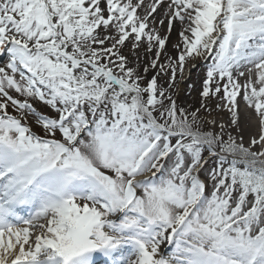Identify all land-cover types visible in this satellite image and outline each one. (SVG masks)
<instances>
[{
    "label": "snow or ice",
    "instance_id": "snow-or-ice-1",
    "mask_svg": "<svg viewBox=\"0 0 264 264\" xmlns=\"http://www.w3.org/2000/svg\"><path fill=\"white\" fill-rule=\"evenodd\" d=\"M4 54L0 264H264V0H0ZM199 58L201 107L218 97L228 124L177 106ZM238 96L259 122L247 146L226 131Z\"/></svg>",
    "mask_w": 264,
    "mask_h": 264
},
{
    "label": "rangeland",
    "instance_id": "rangeland-1",
    "mask_svg": "<svg viewBox=\"0 0 264 264\" xmlns=\"http://www.w3.org/2000/svg\"><path fill=\"white\" fill-rule=\"evenodd\" d=\"M139 54H140L139 64H140V65L143 64L144 67L147 66V64L149 63L150 58L153 59L152 54L147 53V52H145V51H143L142 53H139ZM203 59H204V58H203ZM132 60H133V63H130L129 66H133V67L137 66V65L135 64V62L137 61V56H136L135 58H132ZM7 62H8V61H5V60H4V62H1V61H0V66H4ZM204 62H206V65L203 64V65L201 66L202 68L205 69L204 72H202V74L199 75L200 71L196 72V69L194 70L193 77H194V76L196 77L195 81H191V80H192V79H191V80H189V81H185L184 83L180 84L181 81H182V79L179 80V78L181 77V76H179V78L176 80V84L178 83V80H179L178 86L181 85V86L183 87V90H184V91H183V93L180 92L179 96H175V95H173V96H174V99H176V101H177V106H178V108H184V109H186V110H188V111H193V110H196V109L199 108V109H201V111H200V115H201L204 119H206V120H215V119H213V118L215 117V118H219L218 120H219L220 122L224 123V121H222V120L220 119V116L218 115L219 112L217 111L218 108L216 107L217 104H218V103L216 102V101H217V98L215 99V97H210V98L207 100V102H206L208 108L211 109V112H210V113L207 112V111H205V110L201 107L202 99H201L200 93H201V90H202V87H203V81H204V79L206 78L207 67H208V65L211 63V61H210V60H209V61H206V60L204 59ZM140 72H141V74H143V71H140ZM156 72H157V71H152V70H151V71H150V74H147V78L150 79L153 75H156ZM193 77H192V78H193ZM160 78H161V77H158V83H159L160 85H162V84H161V81H160ZM162 79H163L164 81L168 82V81L170 80V73H169V75H167V76H163ZM201 80H202V82L200 83ZM190 83H191V84H190ZM221 94H222V93H221ZM191 96L196 97L198 103H195V102H193V101H190V97H191ZM21 99H22V98H21ZM34 106H36L37 109H38V111H40V112H42V113L47 112V113H49V114H53V115H54V113H51V110H50V109H47L46 106H44V105H42V104H39V102H34ZM213 110H214V111H213ZM10 111H11V109H10ZM29 123H31V124L33 125V130H34V131H38V128H37V126L35 125V122H34V121L30 120ZM38 134L43 135L42 132H39ZM211 166H212V165H211V163H210L207 167H211Z\"/></svg>",
    "mask_w": 264,
    "mask_h": 264
},
{
    "label": "bare ground",
    "instance_id": "bare-ground-1",
    "mask_svg": "<svg viewBox=\"0 0 264 264\" xmlns=\"http://www.w3.org/2000/svg\"><path fill=\"white\" fill-rule=\"evenodd\" d=\"M155 15L157 17V21L159 19L164 18V9L163 8L158 9V11H157V13ZM152 26L158 28L159 31H160V34L162 36L163 35H168V32H167V20H165V24L163 26L159 25L158 23L155 24V25H152ZM178 32H179V24L178 23H174V25H173V31L170 34L169 41H168V43L166 45V48L169 49V52H168L167 55H171L174 52V49H172V45H174V44H176V43L179 42ZM143 51H145L143 48H141V49L138 50L139 53H142ZM124 52H125V55H128L129 56L130 63H133L132 58H135L136 55H134L127 48L124 50ZM167 55H165V54H162L161 55V57H160V62L161 63H167ZM150 61H151V58L149 60V63L147 64V66L150 65ZM135 64H136V62H135ZM191 67H192V62L185 65L184 76H187L188 75V72H189V70H190ZM143 68H144V65L143 64H141V65L139 64V71H143ZM197 69H199V67H197L196 70ZM151 70L152 71H157L155 69H151L150 68L148 74H150V71ZM245 79L246 78H241L240 79V82H244ZM241 100L243 101L242 98H241ZM190 101H193L195 103H198L196 97H194V96H191L190 97ZM218 114L220 116V119L222 121H224V124H228L229 123V121H230V114L228 113V111L226 109L225 110H222V109L219 110V113ZM220 123H222V122H220L218 120L217 121V124H220ZM239 123H240V128H241L242 131L237 132L236 129L235 128H232V127L226 129V131H231L233 133V135H235V136L243 135V137H244V144H245V146H247L250 137H252V136H258V134H259V125H258V122H256V119H255L254 115L252 114V112L249 113V111L246 110V111H243V112L239 113ZM169 246L170 245H168V244H164L163 245V248L168 249Z\"/></svg>",
    "mask_w": 264,
    "mask_h": 264
}]
</instances>
